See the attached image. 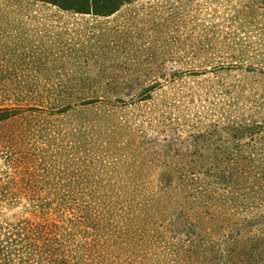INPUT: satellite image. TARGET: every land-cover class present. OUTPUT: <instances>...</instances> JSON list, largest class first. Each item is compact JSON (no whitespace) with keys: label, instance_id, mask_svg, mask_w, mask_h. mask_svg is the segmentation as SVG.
I'll return each mask as SVG.
<instances>
[{"label":"rangeland","instance_id":"obj_1","mask_svg":"<svg viewBox=\"0 0 264 264\" xmlns=\"http://www.w3.org/2000/svg\"><path fill=\"white\" fill-rule=\"evenodd\" d=\"M263 13L264 0H136L109 17L79 15L37 1L0 0V108L15 107L18 116L28 115L0 123L2 233L13 231L18 220L38 224L50 241L55 239V256L62 258L23 264H264V170L256 174L251 189L239 177L232 178L229 188L213 184L218 198L205 207L199 205L202 198L194 203L176 189V176L172 185L165 180L166 187H161L162 176L173 172L175 160L193 147L188 138L198 136L196 130L190 136L192 132L163 125L177 113L170 104L186 101L189 87L196 89L188 71L211 59L208 40L216 50L223 44L211 38L223 35L220 30L232 27L237 32L233 45L244 48L250 41L264 48L257 33L264 28L258 21ZM149 87L151 98L138 100ZM57 94L124 100L122 111L130 116V126L143 131L132 140L134 149L123 138L124 129L112 141L103 133L85 142H98L89 151L68 144V138L73 140L67 136L70 119L93 120L97 112L110 110L103 100L50 115L60 123L43 133L32 117H40L44 125L50 107L61 103L52 104ZM30 105L35 110L29 111ZM203 113L216 119L220 112ZM211 120L205 119L203 130ZM92 158L106 163L91 169L87 165ZM120 188L133 190L142 200L158 196L164 217L148 223L92 219L75 214L80 205L74 201L51 204L40 216L43 211L35 209L37 200L29 192L62 194L69 189L76 199L90 201V193L96 192L95 198ZM227 193L238 199L224 201ZM179 210L190 219H178Z\"/></svg>","mask_w":264,"mask_h":264},{"label":"trees","instance_id":"obj_2","mask_svg":"<svg viewBox=\"0 0 264 264\" xmlns=\"http://www.w3.org/2000/svg\"><path fill=\"white\" fill-rule=\"evenodd\" d=\"M28 1L50 4L62 11L79 15L109 17L124 5L136 0ZM258 18L259 22H264L262 14H259ZM227 21L229 22V19ZM230 29L225 33L220 30L218 32L223 35H213L211 37H217V40H220L217 42L223 43L217 50L211 45V39L208 40L212 50L210 53L206 52L211 56V59L204 60L202 65L195 66L194 64L193 71L192 69L188 71L190 72L188 74L195 78L193 81H196V89L189 87L186 101L179 99L176 105H174L175 102L170 104V107L175 109L177 113L174 119L170 116L167 117L165 123L163 122L166 129L192 132L189 134L190 136L195 134L193 130H196L198 136L194 135L193 138H191L192 136L188 138L187 142H193V147L188 148V153H182L183 148L177 151L178 155L181 153L185 155L182 156V159L175 160L176 164L173 172L162 176L164 182L161 187H166L164 186V184L167 185L165 180L171 183L169 185H172L171 178L176 176V182L178 180L175 184L176 189H179L180 193L184 191L182 195H186L191 200L193 199L194 203L200 201L199 197L202 198L203 200L199 202L201 207L208 206L207 202L209 203L213 198H218L213 194V184H215L214 186H227L226 188H229L234 184L232 178L239 177L242 184H248L243 186L251 189L252 187L249 185L257 178L256 174H261L259 171L264 170V51L261 53L264 48L263 46L259 47L258 43L253 44L250 41V44L244 48L233 45V37L237 32L232 27ZM257 30L261 41L264 42V28L262 30L258 28ZM237 71L242 72L237 74ZM233 72L235 74H231ZM177 73L172 72V75ZM151 89L152 87L146 88L144 93H140L136 98L138 100L151 98ZM55 97L52 104H55V101L61 103L50 107V114L47 116L48 119L44 125L41 124L40 117H32L36 120V126H43V133L55 127L56 122L57 124L60 123L57 119L50 118L53 115L60 114L61 116L63 113L70 111L76 112V108L94 106L96 103H100L101 100L111 105L110 110L97 112L96 117L93 120L90 119L89 122L76 123L75 120L70 119L73 122L70 121L72 125L69 131L71 132L67 136L73 137V140L71 141V138H68V144L75 146L77 150L94 149L98 142H95V145H86L85 142H89L95 137L100 139V135L103 133L109 134L108 141H112L117 134L120 135V130L124 129L122 136L129 144L143 133L142 130L130 126V116L122 111L126 103L119 97L114 101L105 96L95 95L91 97H73V95L57 94ZM154 105L158 106L159 104ZM34 108L33 105L28 107L29 111L35 110ZM206 109L207 111H205ZM217 110L220 113L216 119L212 117L214 116L213 113L209 115L203 113L208 111L217 112ZM19 112V109L15 107L0 108V123L9 121L16 116L17 119H20L21 116L28 119L27 114L18 116ZM211 118L213 119L211 120ZM205 119L211 121L203 130ZM87 120L89 118L85 121ZM36 126L34 129H36ZM20 139L24 140V138ZM134 144L135 142L132 143L130 148L134 149ZM104 153L108 154V150L106 149ZM211 153L212 157L203 158L199 155ZM83 154L87 155V153ZM92 160H89L92 164L87 165L91 169H100L106 163L93 158ZM115 160H117V157ZM111 161V164H113L114 161ZM83 178H88V176ZM87 181H91L90 176ZM115 181L117 182L118 179ZM119 181L126 182L123 179H119ZM195 184L196 188L194 187ZM29 192L31 197L34 196L37 200L36 204H33L35 209L39 208L43 211L40 216H44V208L51 204L55 203L61 207L74 201L73 203L80 205L77 206L75 214L92 219L100 217L117 221L134 219L148 223L151 221L157 222L159 217H164V208L158 205V196L151 195L146 200H142V198H138L133 194V190L111 189L95 198L93 196L96 195V192L94 194L90 193L93 195L90 201H83L81 198L76 199L73 195L75 193L69 189L62 194L44 189ZM26 194L27 190L25 191ZM80 194L82 193H78V195ZM226 196H228V199L224 201L238 199L237 195L231 194L229 196V193H227ZM226 196H224V199H226ZM175 214L178 219H190L187 216L183 217L181 210L175 211ZM0 222V264H23L28 261L37 263L47 258H52L53 263L61 262L62 258L58 255L55 256L59 250V245H57L55 239L50 241L49 233H44L42 227L37 226L38 224L32 226L27 224L28 222L18 220L13 231L2 233V230H4L1 225L3 221Z\"/></svg>","mask_w":264,"mask_h":264}]
</instances>
